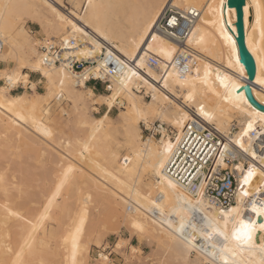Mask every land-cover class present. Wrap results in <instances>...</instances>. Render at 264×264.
<instances>
[{
  "label": "bare ground",
  "instance_id": "bare-ground-1",
  "mask_svg": "<svg viewBox=\"0 0 264 264\" xmlns=\"http://www.w3.org/2000/svg\"><path fill=\"white\" fill-rule=\"evenodd\" d=\"M65 3L72 6L67 13L59 8L66 7ZM168 4L173 6L179 4L181 5L179 8L183 10L200 11L199 18L186 42L187 46L197 51V57L192 64L191 71L185 76H181L174 67H171L166 76L160 77L158 70L147 62V58L151 54L158 56L163 63L171 61L183 48L174 39L155 31V25L147 35L144 34L148 20L154 16L157 8L165 9ZM257 4L261 7L259 21L257 19ZM4 5L9 7H4ZM243 9L246 45L256 63L252 92L254 97L264 104V83L258 82L264 81V36L261 35L264 32V0H246ZM28 18L37 20L41 28L40 32L45 37L34 38L27 31L24 22ZM236 19V8L229 7L227 0H224L222 11L221 0H67L66 2L65 0H0V37L4 41L6 50L5 53H0V61L5 62L3 58L9 57L5 66L0 67V74L6 69L10 72L18 67L20 60L28 64H37L42 59V52L39 50L41 44L37 45L36 41L49 42L55 46L68 41V45L65 46V55H74L78 59L93 58L105 50L115 51L136 62L143 69V71H138L133 67H126L121 75L111 78L112 89L108 88V94H96L86 81L83 84L78 83V80L88 74L89 70L95 71L99 68L100 63L94 67H86L80 73L72 71L65 63L53 66L40 64L39 67L46 70L50 76H45L43 71L25 68L27 69L25 72L22 69L21 74L28 77L31 72L40 74L38 80L44 83V92L37 90L33 92L30 85L31 92L22 91V93L13 94L10 89L7 93H0V138L13 133L14 136L22 140L26 133L37 131L44 137L46 136L48 140L51 139L48 144L51 146V143H54L51 141L54 139L52 137L56 132L55 128L62 123L65 114H69L70 110V104L68 106L64 104L65 107H60V115L58 112L56 115V109L52 110L51 102L63 97V101L72 103L71 109L77 113L78 125L89 127V131L87 137H84L85 152L78 145L70 144L67 139L66 144L62 147L63 151L53 147L57 154L72 160L75 165L86 168H90L92 163H96L98 167L95 169L97 170L96 179L140 217V225L147 222L151 224L152 230H164L179 237L175 229L179 227L181 217L187 220L189 215L217 216L220 210L201 199L200 196L194 195L164 171L168 158L177 146V137L191 121L201 118L215 126L221 133L227 135L231 133L230 137L235 143L237 139H240L245 148L249 149L245 152L236 143L245 152L244 156L250 163L249 166H254L257 169L256 175L250 183L244 185V188L253 194L245 198V202L249 201V204H245L243 215L244 218H249L245 213L247 209H251L250 201L253 198L264 200V195L261 194L264 191V176H261V172H264V163L261 158L264 155L255 149L256 139L252 135V132L257 134L260 129L264 131V119H261L264 110L255 107L245 93L248 71L239 53ZM72 24L82 31H74ZM221 29L235 42V55L232 53L230 43L224 39ZM152 35L162 36L167 41L163 47L165 51H171L170 59L161 51L160 43L151 39ZM142 36L143 42H141ZM5 37L8 38V43H5ZM72 39L77 42L74 46L70 45ZM149 45L152 47L149 48ZM173 48L175 51H172ZM236 56L239 57L240 65L236 64ZM141 62L143 66H141ZM240 66L243 67V73L240 72ZM128 69L136 72L137 75L131 76ZM0 77L2 79V76ZM127 77H131V79L127 80V87H124L121 84V79ZM226 77L229 79H224ZM222 79H224V84L221 83ZM61 80L64 81L63 85L60 83ZM233 82L238 85L235 89L232 88ZM5 87L6 85H0V89ZM86 89L91 90L96 98L101 96L107 98L118 93L112 107L118 104L123 107L121 113L132 111L133 116L128 120L134 119L135 112L143 113L147 117L148 128L157 119L161 122L159 125L161 137L152 136L144 140L140 132L138 137L131 138L126 129L133 126L128 120L121 117V122H123L122 141L128 149V153L121 157L119 149H113L107 143L112 124L111 116L105 113L109 117L108 120L102 126L97 123L105 114L100 118L91 115L92 109L96 108L95 105L98 107V104H93L92 99L85 95ZM143 92L150 95V101H145ZM238 97H243V99H238ZM132 105H135V109H132ZM258 113L261 115H257ZM233 120L238 122L237 126L235 125L236 130H232ZM142 122L143 120L140 121V123ZM249 123H252L251 129H248ZM165 124H169L175 129L173 137L168 132L169 129L167 130L164 126ZM246 129L247 135H243ZM62 140L64 141V139ZM60 142L62 141L60 140ZM168 143H171L173 148L171 152L166 153L165 147ZM252 153H255V156ZM108 156L115 164L114 173H110V170L103 164ZM125 157L128 159L125 160ZM162 159L164 167L160 168ZM221 165L226 167L227 164L222 162ZM237 166L242 168L243 162L238 163ZM247 169L240 177V182L246 175ZM145 173H148L150 180L144 183L143 175ZM168 181H172L176 187H170ZM4 187L6 188V185L1 183L0 188ZM257 189L262 190L257 192ZM153 193L159 194L163 207H170L169 214L164 212L161 215L160 209L152 206L150 196ZM186 201H191L192 206L203 209V211L186 213L185 209L190 207ZM237 203L238 198L236 203L230 207H235ZM177 212L180 214L177 215ZM250 218L261 222V218H257L254 213ZM106 219H102V234L103 229L105 230L110 225L109 222V224L105 222ZM169 222H171V227H169ZM144 234L139 232V240L146 239ZM190 234H193L192 229L186 227L184 235L189 236ZM18 236L19 238L12 246L15 251L18 243L21 242L22 247L26 248L28 245L29 257L40 256L43 250L39 251L40 253L36 252L33 242L29 241L30 235L26 237V233L21 232ZM261 238H264V232L258 231L256 234L257 245ZM17 241L18 243H16ZM196 243H204L199 235H197ZM139 246L135 247L137 248L135 253L131 251L132 257H139L140 253L142 254L143 250ZM195 252L197 255H201L203 260L210 259L197 250ZM155 255L156 260L161 259L158 253L155 252ZM102 256H107V261L101 259ZM82 257H85L84 254ZM260 258L259 251H255V255H250L248 250H244L234 257L237 264H258ZM22 261L21 264L29 262L25 257ZM98 262L109 264L110 257L100 253ZM159 264L163 263L159 262ZM218 264H223V262L218 261Z\"/></svg>",
  "mask_w": 264,
  "mask_h": 264
},
{
  "label": "rangeland",
  "instance_id": "rangeland-1",
  "mask_svg": "<svg viewBox=\"0 0 264 264\" xmlns=\"http://www.w3.org/2000/svg\"><path fill=\"white\" fill-rule=\"evenodd\" d=\"M65 5L66 7H58L67 13L72 6L68 3ZM24 23L27 31L34 38L45 37L40 32L41 28L37 20L28 18ZM5 51L3 46L0 53H5ZM4 66L5 62L0 61V67ZM23 71L26 72L27 69ZM39 78V73L31 72L27 89L21 81L11 92L13 94L22 93V91L31 92L29 87L33 83L36 84L38 92H44V83L39 81ZM93 84L87 85L93 88ZM0 85H6L1 77ZM94 91L96 94L109 93L105 85L100 83L96 84ZM142 94L145 101L151 100L150 95L144 92ZM62 98L51 102L52 110L56 109V115L57 112L60 115L61 108L70 104L69 114H65L62 123L55 128L56 132L51 142H54L56 146L52 143L48 146L51 139L48 140L46 136L45 138L41 133L32 130L29 134L26 133L22 140L13 133L0 138V185L1 183L6 185V188H0V264H21L24 257L29 260L27 264H73L72 236L76 229L81 227L82 220L84 222L76 264H100L98 262L100 253L110 257L109 264H159V262L163 264H204L203 257L197 255L195 250L187 249L180 242L179 237L164 230H152L150 223H141L146 239L139 240V231L132 225L133 223L139 224L140 217L96 179L97 170L95 169L98 168L96 163L86 168L75 165L72 160L57 154L53 147L63 151L62 147L67 139L70 144H76L84 151V137H87L89 131V127L78 125L77 113L71 109L72 103L63 101L64 98ZM95 107L98 110H92L93 117L100 118L105 113L111 116L112 124L107 143L111 148L119 149L121 157H124L128 149L122 141L123 122H121L120 115L123 107L118 104L114 105L111 110L106 104H98V107L97 105ZM237 123L233 120L234 125L237 126ZM160 124L161 122L157 119L153 121L150 128L143 122L140 123V132L144 140L152 136L160 138ZM164 126L167 130L169 129L168 132L173 137L175 129L169 124ZM61 130L64 133H61ZM103 164L110 170V173L115 172V164L111 157L108 156ZM143 180L144 183L150 180L148 173L143 175ZM150 199L153 207L157 208L155 205L159 204L164 212L169 214L170 207L162 206L159 194L153 193ZM103 218H107L105 222H109L110 225L105 230L103 229L102 234ZM21 232L26 233V237L30 235L29 241L34 244L31 247L33 246L37 253L43 250L42 255L40 254L37 258L29 257L28 245L26 248L22 247L21 242L18 243L19 240L16 242L18 243L16 251L12 248ZM120 238L130 239V245L119 252L113 251ZM98 240L100 245L97 243ZM137 246L143 250L142 254L140 253L139 257H132L131 247ZM18 247L23 251L20 250V252ZM155 252L161 257L160 260H156Z\"/></svg>",
  "mask_w": 264,
  "mask_h": 264
},
{
  "label": "built area",
  "instance_id": "built-area-1",
  "mask_svg": "<svg viewBox=\"0 0 264 264\" xmlns=\"http://www.w3.org/2000/svg\"><path fill=\"white\" fill-rule=\"evenodd\" d=\"M199 12L195 9L194 11L193 9L183 10L168 4L162 15L159 16L154 27L155 31L174 39L183 47L168 62L163 63L158 56L153 54L148 56V64L158 70L160 77L166 76L171 67H174L181 76H185L191 71L192 64L197 57V51L187 46L186 42L199 18ZM173 15L177 17V24H166V20ZM165 27L167 32L164 31ZM48 44L49 42H45L39 47L42 57L45 54L49 56V60L44 63L47 66L65 63L69 69L80 73L86 67H94L100 63L99 68L95 71L89 70L87 74L89 80L86 83L88 85L94 83L92 86L94 90L96 84L100 83L105 85V89L108 91L111 78L121 75L128 66L143 71L136 62L121 56L115 51L105 50L96 57L78 59L74 55H65V44H59L58 46L50 44V47L47 46ZM75 44H77L76 40L72 39L70 45L74 46ZM3 46L4 41L0 37V50ZM109 53H111V56H109ZM117 60L123 61V65L117 64ZM236 129L237 127L233 125L232 130ZM230 135L231 133L228 135L221 133L215 126L201 118L191 121L178 136L179 142H177L176 148L167 160L164 167L165 173L194 195L200 196L201 199L206 200L213 206L217 208L230 207L236 203L240 177L250 165L248 160L245 159V152L239 148ZM252 135L256 139V142H254L255 149L258 153L264 155L263 129H260L257 134L252 132ZM224 145L228 146L227 149L224 148ZM222 151L225 153L223 162L227 164L226 167L217 164V161L221 160L220 153ZM241 162H243V166L239 168L237 163ZM201 185H203V188H201ZM261 194L264 195V191ZM245 204L248 205L249 201H246ZM245 215L250 217L252 212L247 209Z\"/></svg>",
  "mask_w": 264,
  "mask_h": 264
},
{
  "label": "snow or ice",
  "instance_id": "snow-or-ice-1",
  "mask_svg": "<svg viewBox=\"0 0 264 264\" xmlns=\"http://www.w3.org/2000/svg\"><path fill=\"white\" fill-rule=\"evenodd\" d=\"M224 0H221V11L223 9ZM4 7H9L8 5H4ZM174 7H181V5L177 4ZM55 11V9H53ZM164 9L158 7L156 13L153 17H151L148 20L147 27L145 28V35L148 34L149 30L152 29L153 25L157 24V17L162 15ZM194 11V9H193ZM231 11V10H230ZM260 11L261 7L259 4H257V19L259 21L260 19ZM245 12H247V9H245ZM68 23H71V21H68ZM166 24L170 25H176L177 24V17L171 16L168 20L165 22ZM41 27L43 25L41 24ZM72 28L74 31L79 32L82 31V29L78 28L75 24H72ZM164 31L167 32V28H164ZM222 34L224 35V39L228 41L232 48V53L235 55V42L232 40L231 36L227 35V33L221 29ZM27 35V33H25ZM262 36H264V32L261 33ZM30 39V38H29ZM151 39L153 41H158L160 43L161 51L164 52L165 56H167L169 59L171 58V51H165L164 45L167 44V41L162 38V36L159 35H152ZM141 42H143V36L141 37ZM5 43H8V38L5 37ZM41 41H36L37 45H40ZM67 41L64 42L65 46H67ZM50 47V43L47 45ZM152 45H149V48H151ZM172 51H175L173 48ZM109 56H111V53H109ZM5 62H8L9 57L3 58ZM49 60V56L45 54L40 61H38L37 64H28L24 62L23 60H20L18 62V67L15 69H12L10 72L9 70H5L0 76L5 81L6 87L3 89H0V93H7L10 89L17 87L20 82H23V85L25 89H27L29 85V77L27 75H22L21 70L28 68V69H34L36 71H43L45 76H50V74L39 67L40 64L45 63ZM117 64L123 65V61L117 60ZM236 64L240 65L239 57L236 56ZM141 66H143V63L141 62ZM231 66V63H230ZM126 67V66H125ZM128 72L131 73V76H136L137 73L132 71L131 69H128ZM240 72L243 73V67L240 66ZM131 77L122 78L121 84L124 85V87H127V80H130ZM229 79V78H224ZM224 79L221 80V83L224 84ZM89 80V76L87 74L83 75L82 78L78 80V83L83 84L85 81ZM259 83H264V81H258ZM61 85H63L64 81H60ZM167 86V85H166ZM225 87H227V84H225ZM238 87V85L233 82L232 88L235 89ZM31 88L33 92L36 90V84H32ZM109 90L112 89V85H108ZM118 93H114L111 97H94V94L91 90L85 91V95L92 99L93 104H107L109 110H111L113 106V102L116 99V95ZM238 99H243V97H238ZM132 109H135V105H132ZM93 111H97L98 109L93 108ZM261 115V114H257ZM133 116V112L130 111L128 113H121V117L128 120L129 117ZM108 115L105 114L102 119L97 121L99 125H103L106 120H108ZM261 119H264V115H261ZM143 120L144 124L148 125L147 117L140 112H135L134 119L128 120V122L133 126L130 129H126V132L128 133L129 137L135 138L140 135V129L139 124L140 121ZM252 128V123L248 124V129ZM243 135H247V129L243 133ZM177 142H179V137H177ZM237 144L240 145L242 149H244L245 152L249 151L248 148H245L244 144L241 142L240 139H237ZM227 145H224V148L227 149ZM173 148V145L171 143H168L165 147V152H171ZM225 153L222 151L220 153L221 160L217 161V164H221L223 162ZM253 156H255V153H252ZM128 158L125 157V160ZM262 163H264V157L261 158ZM160 168L164 167V160L162 159L159 165ZM257 169L254 166H249L247 169L246 175L243 176L242 181L239 184V192L237 193L238 203L235 207H228V208H220L217 216H210V215H203L200 217H197L195 215H189L188 219L185 220L184 217H181V221L179 224V227L175 229V231L179 234L180 242L185 245V247L189 250H197L198 252L203 253L206 257L210 259H206L204 261V264H218V261H222L223 264H237V260L234 259V257L237 256L238 253L243 252L244 250H248L250 255H255V251H259L261 253V258L258 261V264H264V238H261L260 243L257 245L256 243V234L258 231L264 232V200H257L253 198L251 203V212L255 214L257 218H261V222H257L256 219L252 218H244L243 212L245 210V198L252 196L253 194L249 192L246 188H244V185H247L250 183L252 178L256 175ZM261 176H264V172H261ZM168 184L170 187L175 188L176 185L172 183V181H168ZM201 188H203V185H201ZM262 189H257L256 191L259 192ZM203 195V193H201ZM186 203L190 206L188 209H185L186 213L191 212H201L203 209H198L192 206L191 201H186ZM157 208L160 209L161 215L164 214V209L159 205H155ZM180 213L177 212V215ZM83 220L81 221V227H78L76 229V232L72 236V260L73 264H76V257L80 251V245H79V239L80 234L82 233V225ZM133 228L137 229L140 233L144 231L143 226L138 223H133ZM169 227H171V222H169ZM190 227L192 229V233L189 236H185V228ZM117 236H119L118 233H116ZM197 235H199L204 243L197 244ZM100 243L99 241L97 242ZM130 245V239H118V242L115 244V248L113 251L119 252V250L128 247ZM211 248V250H209ZM131 251L135 253L137 251V248L132 247ZM101 259L107 261V256H102Z\"/></svg>",
  "mask_w": 264,
  "mask_h": 264
},
{
  "label": "water",
  "instance_id": "water-1",
  "mask_svg": "<svg viewBox=\"0 0 264 264\" xmlns=\"http://www.w3.org/2000/svg\"><path fill=\"white\" fill-rule=\"evenodd\" d=\"M246 0H227V5L229 7L236 8L237 19L235 22L236 26V38L239 47V53L242 62L248 71L247 83L245 86V93L249 99V101L257 108L264 110V104L260 103L253 95L252 92V83L255 79L256 75V63L253 55L249 51L246 45L245 39V24H244V5Z\"/></svg>",
  "mask_w": 264,
  "mask_h": 264
}]
</instances>
